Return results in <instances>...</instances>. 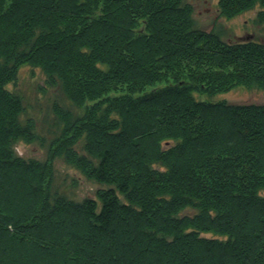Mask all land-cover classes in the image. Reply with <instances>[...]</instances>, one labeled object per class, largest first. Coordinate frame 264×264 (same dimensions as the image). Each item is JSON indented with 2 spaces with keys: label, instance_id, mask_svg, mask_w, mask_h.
<instances>
[{
  "label": "trees",
  "instance_id": "1",
  "mask_svg": "<svg viewBox=\"0 0 264 264\" xmlns=\"http://www.w3.org/2000/svg\"><path fill=\"white\" fill-rule=\"evenodd\" d=\"M25 65L58 92L49 136L8 86ZM239 85L264 90V41L189 0H0V264H264V103L195 96ZM57 160L102 186L74 199Z\"/></svg>",
  "mask_w": 264,
  "mask_h": 264
},
{
  "label": "rangeland",
  "instance_id": "2",
  "mask_svg": "<svg viewBox=\"0 0 264 264\" xmlns=\"http://www.w3.org/2000/svg\"><path fill=\"white\" fill-rule=\"evenodd\" d=\"M189 2L194 7V17L200 28L207 31L216 29L222 38L227 40L258 39L264 41V22L255 21L260 9L259 5L236 17L225 19L223 17L217 18V0H189ZM44 79V74L40 68L25 65L19 70L17 83H11L8 86L11 89L19 88L27 95L30 103L29 113L36 118L37 131L42 135L49 136L54 129L51 127L53 113L50 106L58 92L51 88L43 91L41 87L44 86ZM195 96L212 101L226 100L234 104L264 103L263 89L244 85L215 95L196 93ZM16 149L24 157L44 158L46 156V148H43L38 142L26 143L21 141L17 143ZM55 165L57 171L55 183H60L76 200L86 196H94L95 191L102 186L93 180H89L79 170L61 160H57ZM74 180L76 184L73 186ZM62 186L61 188H63ZM262 193L264 194V191ZM186 212L191 213L192 210L189 209Z\"/></svg>",
  "mask_w": 264,
  "mask_h": 264
}]
</instances>
